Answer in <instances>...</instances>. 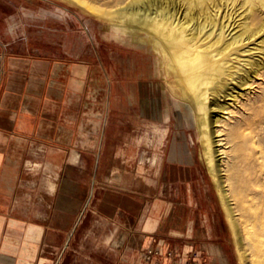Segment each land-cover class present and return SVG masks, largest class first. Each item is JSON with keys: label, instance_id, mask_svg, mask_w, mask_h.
<instances>
[{"label": "crops", "instance_id": "crops-1", "mask_svg": "<svg viewBox=\"0 0 264 264\" xmlns=\"http://www.w3.org/2000/svg\"><path fill=\"white\" fill-rule=\"evenodd\" d=\"M5 47L1 42L0 264H144L141 249L159 241L176 247L181 264L192 251L200 264H230L216 196L181 135L173 136L160 157L158 188L144 193L153 199L137 205L128 189L109 183L116 170L105 149L110 109L96 113L99 123L91 130L88 110L81 109L74 122L72 91L83 77L72 66L59 80L54 70L46 79L29 74ZM42 84L46 92L40 97ZM60 101L64 106H57ZM89 220L97 228L96 243L129 246L103 253L60 250ZM122 230L116 240L114 233ZM49 235L55 246L41 258L38 247ZM161 260L165 264L164 256Z\"/></svg>", "mask_w": 264, "mask_h": 264}, {"label": "rangeland", "instance_id": "rangeland-1", "mask_svg": "<svg viewBox=\"0 0 264 264\" xmlns=\"http://www.w3.org/2000/svg\"><path fill=\"white\" fill-rule=\"evenodd\" d=\"M85 2L105 11L106 17H94L65 0H0V43L8 45L4 49L5 53L11 60L23 63L29 74L44 75L43 79H46L49 70L58 73L57 80L62 79L60 75L62 76L65 68L69 66L73 67L74 75L83 77L82 84L81 82L77 84L79 86L74 84L72 91L74 93L70 106L74 113L73 120L76 119L74 122H77L80 119L78 114L81 109L88 110L87 125L91 130L99 123L95 121L96 113L110 109L107 123L111 125L107 131L108 141L105 149L106 156L110 155L113 159L114 163L111 166L116 170L109 183L115 188L128 189L132 194V201H137V205L143 203V199H153L144 193L146 189L151 191L158 188L156 179L159 175L160 157L167 150L173 136L181 135L187 147L197 156L198 163L202 166L216 196L224 218L230 264H243L238 243L234 239L231 219L207 163L205 148L207 129L199 125L201 110L172 92L163 72L156 67L155 56L151 52L134 47L126 35L115 33L119 23L115 12L119 6L114 0ZM6 27L7 30L4 31ZM259 55L255 54L254 57L257 58ZM43 84L38 89L40 97L46 92ZM236 85L235 82L229 84L226 92L232 90L234 93L237 90ZM253 90L252 99L258 102L262 89L260 85H256ZM212 98L213 96L208 101V114H217V111L213 110ZM229 98V95L225 97L221 95L216 100L224 103L223 101L230 102ZM245 98L246 96L241 97L230 112V122L238 120L234 130L229 135L228 122L220 127L223 128L221 135L214 137L224 138L222 143L227 152L224 154V160L226 166H232L233 176L229 183L234 186V192L242 191L243 178L247 173L245 155L257 148L255 144L257 140L264 143V122L259 124L264 120V110L260 117L256 115L251 118L248 116L251 108L243 107ZM61 103L63 102H58L57 106H62ZM258 103L252 107L257 108L260 105ZM146 106L149 108L148 111ZM263 106L260 107L261 110L264 109ZM255 164L256 160L254 163L256 167ZM40 169L43 170V165ZM89 170L92 171L91 168ZM136 192L138 195L133 196ZM238 197L235 196L233 201L236 208H241L242 204ZM93 223V220H89L78 225L68 244L60 250L74 254L103 253L118 250L121 246L123 247L120 250H124L125 246H129L112 242L96 243L94 234L97 228L92 226ZM247 229L248 233L250 229ZM110 230L105 229V233L109 234ZM122 231L123 233L117 231L114 233L116 240L124 235L125 232ZM99 232L103 233L104 230L101 228ZM247 236L250 238L249 234ZM50 239L54 240V237L49 235L46 242H42L38 247L41 258L47 259L53 250L52 247L55 246L54 241L49 242Z\"/></svg>", "mask_w": 264, "mask_h": 264}, {"label": "bare ground", "instance_id": "bare-ground-1", "mask_svg": "<svg viewBox=\"0 0 264 264\" xmlns=\"http://www.w3.org/2000/svg\"><path fill=\"white\" fill-rule=\"evenodd\" d=\"M65 1L94 17L107 15L85 0ZM114 1L119 6L115 33L126 35L134 47L151 52L172 92L201 110L199 125L207 129V163L231 219L240 259L243 264H264V143L257 140V148L245 155L247 173L242 191L234 192L229 183L232 166H226L224 160V138H214L221 135L220 127L230 122V112L243 96V107L251 108L248 116L263 115L264 0ZM255 54L260 55L255 58ZM232 82L237 84V90L226 92ZM256 85L262 89L259 103L251 96ZM221 95H229L231 101L219 103ZM211 96L217 114H208ZM255 103L260 105L254 109ZM235 123L238 120L228 124L229 135ZM235 196H239L241 208H236ZM245 228L250 229L248 233Z\"/></svg>", "mask_w": 264, "mask_h": 264}, {"label": "built area", "instance_id": "built-area-1", "mask_svg": "<svg viewBox=\"0 0 264 264\" xmlns=\"http://www.w3.org/2000/svg\"><path fill=\"white\" fill-rule=\"evenodd\" d=\"M141 256L146 264H162L161 257L164 256L165 264H181L174 245L159 241L156 246H147L141 252ZM201 260L195 251L185 258L183 264H200Z\"/></svg>", "mask_w": 264, "mask_h": 264}]
</instances>
